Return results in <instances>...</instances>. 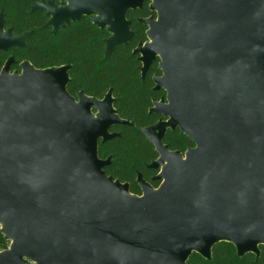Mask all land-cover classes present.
Instances as JSON below:
<instances>
[{
	"label": "water",
	"instance_id": "obj_1",
	"mask_svg": "<svg viewBox=\"0 0 264 264\" xmlns=\"http://www.w3.org/2000/svg\"><path fill=\"white\" fill-rule=\"evenodd\" d=\"M36 3L57 31L83 17L108 28L106 55L128 44L127 13L150 3L140 22L143 76L159 59L156 90L166 100L151 113L166 118L141 132L159 159L153 181L138 175L142 196L108 177L99 142L133 126L103 100L72 97L70 66L29 62L0 72V232L10 242L0 264H187L192 253L232 243L237 255L264 246V0H59ZM65 3L67 5H65ZM27 36L4 31L0 52L25 48ZM95 111V113H94ZM179 129L194 148L162 144Z\"/></svg>",
	"mask_w": 264,
	"mask_h": 264
},
{
	"label": "trees",
	"instance_id": "obj_2",
	"mask_svg": "<svg viewBox=\"0 0 264 264\" xmlns=\"http://www.w3.org/2000/svg\"><path fill=\"white\" fill-rule=\"evenodd\" d=\"M37 1L42 0H0V14L5 16L7 26L17 35H28V46L23 52H16L17 58L28 60L37 69L70 65L67 86L70 95L82 91L88 96L102 98L111 89L117 115L133 126L116 128L114 131L120 132L119 137L99 143V158L111 159L104 172L121 183H129L131 194H141L135 182L138 173L157 188L158 183L150 181L157 171L148 166L158 156L141 130L158 121L156 115L149 113V108L152 100L160 99L164 92L152 90V72L141 80L140 64L131 54L137 43L146 40L145 27L133 20L136 39L128 47L117 50L111 58L104 59L102 40L108 37L105 31L97 29L89 19H83L58 33L52 32L45 26L47 17L31 10ZM136 15L142 18L152 15L148 4ZM164 144L170 150L180 152L188 145L192 146L179 131L168 132ZM8 244L10 242L0 232V252L8 249ZM189 264H264V246H260L259 258L252 254L239 257L232 243L222 242L214 246L211 261L193 255Z\"/></svg>",
	"mask_w": 264,
	"mask_h": 264
},
{
	"label": "flooded vegetation",
	"instance_id": "obj_3",
	"mask_svg": "<svg viewBox=\"0 0 264 264\" xmlns=\"http://www.w3.org/2000/svg\"><path fill=\"white\" fill-rule=\"evenodd\" d=\"M40 2H43V3H45V4H48L49 2H53L54 3V5H55V7L56 8H60V6L62 5V2L61 1H59V0H42V1H37L36 3H40ZM35 3V4H36ZM35 4H34V6H32V8H31V10L32 11H37V12H41L42 14H44L45 15V17H47V22H46V24H45V26L46 27H49L51 30H52V32H59L60 30H62L63 28H69V27H71L72 25H74L75 23H78L79 21H81V20H83V19H89L90 21H91V17H83L82 19H80L79 21H76V22H71L70 23V25H65L64 27H60L57 31H55L54 30V27H52V26H48L47 25V23H48V21L50 20V17L49 16H47V13L45 12V11H40V10H35L34 9V7H35ZM146 4H148V9H149V11L152 13V15H150L149 17H146V18H142V17H139V16H137L136 14H137V12L138 11H140ZM65 5H67L66 3H65ZM144 6L141 8V9H137V10H135V11H133V10H130L128 13H127V17H126V19H127V21L130 23V31L134 34V38L128 43V44H126V45H123V46H120V47H118V48H116L114 51H113V53L110 55V56H107L106 55V48H107V45H106V41L107 40H109L110 38H112V34L108 31V28H104V29H101V28H99V27H97V26H95L94 24H93V22L91 21V23L97 28V29H99V30H101V31H105L106 33H107V35H108V37H106V38H104L103 40H102V42H103V44H104V59H108V58H111V56L117 51V50H121V49H124V48H126V47H128L135 39H136V37H137V33H136V31L132 28V23H133V20H136L139 24H141V25H143L144 27H145V37H146V40L144 41V42H139V43H137V45L132 49V51H131V54L132 55H134V56H136V60L138 61V63L140 64V66L138 67V69H139V71H140V78H141V80L142 81H144L145 80V78H147V76L149 75V73L150 72H152V76H151V80L153 81V83H154V86H153V88H152V90H154L155 92H159V91H162V92H164V96H162V97H160V99H158V100H155V99H153L152 100V105L150 106V108H149V113L150 114H153V113H151L150 112V110L151 109H153V108H155L154 107V102H157V103H159V102H161V100H166V92L163 90V89H159V90H156V84H155V82H154V77H162V72L159 70V63H160V60L157 58V59H155L150 65H149V67H148V69L146 70V72H145V74H144V76H143V73H142V68H143V63L142 62H140L139 61V59H140V57H141V55L140 54H134V51L138 48V46L139 45H144L145 43H147V42H149V40H148V37H147V32L149 31V29H148V27L146 26V25H144V24H142L141 22H140V20H143V19H149V18H151V17H153V18H155L156 17V13L155 12H152L151 10H150V3H145L144 4ZM3 18V22H4V31L5 32H7V31H11V33L13 34V35H16V36H27V39H28V35H17V34H15L8 26H7V24H6V19H5V16H3L2 14H0V18ZM28 40H26V47L25 48H12V49H10V50H8L7 52H0V62L2 63L1 64V68H0V72L2 71V69L6 66V64H7V62L9 61V60H11L12 59V64H11V66H10V73H14V72H18V73H21L22 72V68H21V65H22V63H24V62H29L28 60H19L18 58H17V53L16 52H23L24 50L23 49H26L27 48V46H28ZM30 63V62H29ZM31 64V63H30ZM32 65V64H31ZM33 66V65H32ZM64 66H70V65H64ZM64 66H61V67H64ZM34 67V66H33ZM35 68V67H34ZM70 68H71V66H70ZM37 69V68H36ZM155 69V70H154ZM70 70V69H69ZM68 74H69V71H68ZM69 78H70V76H69ZM109 91H111V89H109L108 90V92ZM79 92H82V91H78V92H76L74 95H71L72 97H74L76 100H77V94L79 93ZM107 92V93H108ZM112 92V91H111ZM84 93V92H83ZM107 93L102 97V98H96V99H98V100H103L104 99V97L107 95ZM85 94V93H84ZM86 95V94H85ZM86 96H88V95H86ZM88 97H91V96H88ZM112 97H113V94H112ZM92 98H95V97H92ZM113 99H114V97H113ZM114 102H115V100H114ZM114 106V105H113ZM115 109V108H114ZM94 113H95V111H94ZM117 114V113H116ZM154 115H156V114H154ZM157 117H158V121L154 124V125H152V126H150V127H154L155 125H157L160 121H166L167 119L166 118H164V117H162V116H158V115H156ZM123 120V119H122ZM125 121H128V120H125ZM130 122V121H129ZM131 123V122H130ZM120 127H123V125H117V126H113L111 129H110V133H118V134H120V132H117V131H114V129H116V128H120ZM150 127H147V128H150ZM176 131H179V134H180V136H184V135H182L181 133H180V130L179 129H175V130H171V129H168L167 131H166V133H165V135H164V137H163V139H162V144L164 145V146H166L167 148H168V150L169 151H171V152H179V153H181L182 155H184L185 153H186V151L189 149V148H194L195 147V145H194V143H192L186 136H184V137H186L189 141H190V143L192 144V146L191 145H188L187 146V148L185 149V151H183V152H180V151H172V150H170L169 149V147L167 146V145H165L164 144V138L166 137V135L168 134V132H176ZM145 136V135H144ZM146 137V136H145ZM147 139V138H146ZM148 141V140H147ZM149 142V141H148ZM99 143H102V142H99ZM150 143V142H149ZM151 144V143H150ZM152 145V144H151ZM153 146V145H152ZM153 148H154V151H155V147L153 146ZM155 153H156V151H155ZM157 154V153H156ZM157 159L155 160V161H157L158 159H159V155L157 154ZM108 159H110V158H108ZM103 160V159H102ZM107 159H104V161H106ZM110 162H111V159H110ZM154 162V161H153ZM152 162V163H153ZM151 163V164H152ZM150 164V165H151ZM110 165V164H109ZM108 165V166H109ZM149 165V166H150ZM107 166V167H108ZM148 166V168L149 169H152V168H150ZM106 168V167H105ZM104 168V169H105ZM152 170H155V171H157V173L153 176V177H151V179H150V181L151 182H157L158 183V187H159V185H160V181H153L152 179L154 178V177H156L157 175H159L160 173H161V171H160V169H152ZM138 175H141L140 173H138ZM138 175H137V178H138ZM142 176V175H141ZM108 177H111V176H108ZM137 178H136V180H135V182H136V184L138 185V183H137ZM142 179L145 181V182H147L148 184H150L151 186H152V184L150 183V182H148V181H146L143 177H142ZM114 180H116V179H114ZM119 181V180H118ZM122 184H128L129 185V189H130V184L129 183H122ZM138 187L140 188V186L138 185ZM153 187V186H152ZM157 187V188H158ZM153 188H155V187H153ZM157 188H155V189H157ZM140 191H141V194L140 195H137V196H142V190H141V188H140ZM133 195H135V194H133ZM222 243V242H221ZM229 243V242H228ZM219 244V243H218ZM217 245V244H216ZM261 246H263V245H261ZM214 248V247H213ZM213 248H212V250H213ZM259 250H260V246H259ZM193 255H198L199 257H201L204 261H207V262H209V261H211L212 260V255H211V259L210 260H207V259H205V258H203L201 255H199V254H197V253H192L191 254V256L188 258V260H187V264H189V260H190V258L193 256ZM252 255H254V254H252ZM256 258H259L260 257V255L257 257L256 255H254Z\"/></svg>",
	"mask_w": 264,
	"mask_h": 264
},
{
	"label": "rangeland",
	"instance_id": "obj_4",
	"mask_svg": "<svg viewBox=\"0 0 264 264\" xmlns=\"http://www.w3.org/2000/svg\"><path fill=\"white\" fill-rule=\"evenodd\" d=\"M8 246H9V244H8Z\"/></svg>",
	"mask_w": 264,
	"mask_h": 264
}]
</instances>
